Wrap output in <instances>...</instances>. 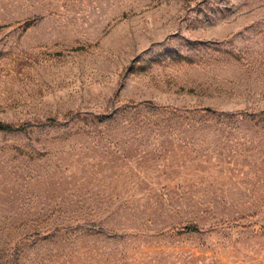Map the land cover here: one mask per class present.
I'll return each mask as SVG.
<instances>
[{"label":"rangeland","instance_id":"374dc122","mask_svg":"<svg viewBox=\"0 0 264 264\" xmlns=\"http://www.w3.org/2000/svg\"><path fill=\"white\" fill-rule=\"evenodd\" d=\"M0 121V264H264V0H0Z\"/></svg>","mask_w":264,"mask_h":264},{"label":"trees","instance_id":"16d2710c","mask_svg":"<svg viewBox=\"0 0 264 264\" xmlns=\"http://www.w3.org/2000/svg\"><path fill=\"white\" fill-rule=\"evenodd\" d=\"M32 21L28 20L25 23V28L31 26ZM21 127H16L15 125L9 124V123H4L0 121V132H5V131H13L17 130ZM184 231H198V227L196 225H187L184 227Z\"/></svg>","mask_w":264,"mask_h":264}]
</instances>
